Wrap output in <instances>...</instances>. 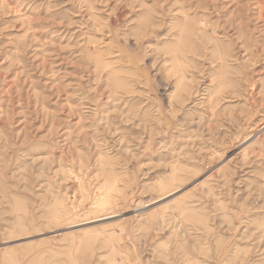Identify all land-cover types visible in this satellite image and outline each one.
I'll return each mask as SVG.
<instances>
[{
  "label": "rangeland",
  "instance_id": "obj_1",
  "mask_svg": "<svg viewBox=\"0 0 264 264\" xmlns=\"http://www.w3.org/2000/svg\"><path fill=\"white\" fill-rule=\"evenodd\" d=\"M0 264H264V0H0Z\"/></svg>",
  "mask_w": 264,
  "mask_h": 264
}]
</instances>
